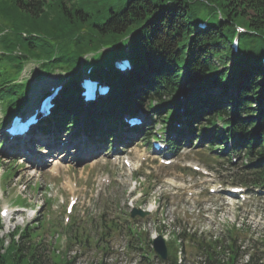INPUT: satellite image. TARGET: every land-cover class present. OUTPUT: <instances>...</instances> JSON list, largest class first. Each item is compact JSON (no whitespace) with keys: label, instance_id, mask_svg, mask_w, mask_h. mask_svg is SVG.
Segmentation results:
<instances>
[{"label":"trees","instance_id":"16d2710c","mask_svg":"<svg viewBox=\"0 0 264 264\" xmlns=\"http://www.w3.org/2000/svg\"><path fill=\"white\" fill-rule=\"evenodd\" d=\"M202 20L211 25L198 30ZM236 24L245 28L239 35L240 56L230 45ZM0 25L7 26L0 34V104L5 115L18 111L26 100V83L16 82L22 61L42 58L45 66L72 74L49 122L77 125L82 114L75 96L81 58L104 47L111 49L110 56H121L126 41L133 62L128 74L94 61V76L107 80L112 89L80 116L84 132L94 138L95 132L117 127L115 114H134L142 106L165 124L168 110L178 113L182 85L191 117L182 133L192 135L199 124V135L222 146V152L237 134L231 147L245 148L255 157L250 163L260 172L251 180L264 183V0H0ZM216 116L231 126L230 138L218 132ZM71 231L76 239L77 232ZM221 232L213 238L188 234L197 259L178 262L175 251L162 264H264V234L252 235L240 249L246 240L241 228L232 225ZM35 235L28 227L21 238L28 244L12 240L6 248L0 239V264H43L37 255L39 242H32ZM63 257L53 254L52 260L72 264Z\"/></svg>","mask_w":264,"mask_h":264},{"label":"rangeland","instance_id":"374dc122","mask_svg":"<svg viewBox=\"0 0 264 264\" xmlns=\"http://www.w3.org/2000/svg\"><path fill=\"white\" fill-rule=\"evenodd\" d=\"M4 30H7V26L0 25V34ZM36 64H26L20 78L27 79L32 76L38 70ZM61 76L59 72L47 76L46 85L58 81ZM1 116L0 108V118ZM83 139L81 135L73 138V140H79L80 145ZM74 143H68L62 150L55 145L56 152L60 150L61 155L57 159L54 156L51 157L56 162L48 168L45 164H39L36 159H33L30 164L27 163V157L24 154L15 155L16 153L13 154L5 149V146L0 148V167L3 170L9 169L8 164L13 160L17 164L13 175L5 182H1L0 208H7L10 214L14 209H18L12 208L16 199L26 198L27 201V204H23L27 210L25 214L13 215L11 221L7 218L0 221V237L4 238L7 244L11 238H18V232L11 234L14 230H23L28 224L37 226V235L32 242H39L37 255L43 264H55L52 260L53 254L62 255L61 251L65 252L66 259L71 260L72 264H161L159 258L154 255L151 244L148 243V238L151 239L157 233L164 236L170 243L173 231L179 233L185 229L188 233L213 232L216 234L219 229H224L225 225L232 223L246 226L247 237L254 231L264 232V202L260 203L252 199L245 202L231 200L221 193L209 195L206 192V185L212 181H203V177L195 176L193 172L190 173L181 168V165L189 164L191 160L198 161L200 156L193 159L191 155L188 156L189 154H180L177 158L178 162L159 167L153 164L152 157L147 154L145 147H141L129 156L132 157V167L136 168L139 163H142L141 167H144L143 170L149 177L130 178L124 169H115L110 172V168L103 166V159L97 162L91 160L86 150H82L81 146L74 148L72 145ZM86 144H89V147L101 148V143L98 141ZM104 148L106 149V145ZM56 152L53 155H56ZM199 152L200 155L203 154L202 151ZM141 158L146 159L141 161ZM137 171L139 172L140 168ZM220 174L221 180L227 178L224 172ZM103 176L108 177L103 178L105 182L102 181L103 179L100 180ZM110 179L112 188H109ZM214 179L218 180L216 177ZM35 185L37 189H33ZM84 187L94 188L93 190L104 188L109 198L94 195V197H88L90 202L87 205V197L80 196ZM71 191L80 196V203L75 207L76 211L75 214L73 211L71 219L77 214L80 216L83 210L84 212L91 210L93 205L98 207L99 212L106 210V215L115 219L116 222L127 217L126 213L130 206L148 210V216L144 218L137 216L134 220L136 229L141 233L139 240L125 234H118L116 231L110 232L106 238H100L98 230L94 228L95 223H99L98 220L94 218L91 227L87 224L88 219L93 218L92 216L90 218L89 211L81 220L82 222L76 221L79 224V231L83 230V235L77 240L62 243L61 235L65 233L69 237L71 233L65 229L64 206L60 205V201L62 199L67 201ZM199 191L202 193L196 195ZM44 198L47 202H44ZM19 203L22 202L19 201ZM259 206L262 208L259 209ZM71 219L70 222H72ZM89 230L92 235L89 236V240H85V233ZM181 235L183 237L182 233ZM92 237H95L96 245L91 243ZM21 238L19 236V243L22 241ZM24 239L22 243L28 244V241ZM140 240L143 242L141 243ZM128 245H130L129 248ZM183 247L187 251L186 256H191L193 260L194 255H191L194 251L193 246L185 242ZM174 248L172 245L171 250Z\"/></svg>","mask_w":264,"mask_h":264},{"label":"water","instance_id":"95a60500","mask_svg":"<svg viewBox=\"0 0 264 264\" xmlns=\"http://www.w3.org/2000/svg\"><path fill=\"white\" fill-rule=\"evenodd\" d=\"M153 247L155 249V251L157 252V254L165 259L167 256V250H166V246L165 243L163 241V239H161V237H157L153 240Z\"/></svg>","mask_w":264,"mask_h":264}]
</instances>
